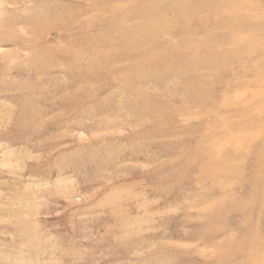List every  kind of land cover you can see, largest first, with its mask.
<instances>
[{
  "label": "rangeland",
  "instance_id": "1",
  "mask_svg": "<svg viewBox=\"0 0 264 264\" xmlns=\"http://www.w3.org/2000/svg\"><path fill=\"white\" fill-rule=\"evenodd\" d=\"M0 264H264V0H0Z\"/></svg>",
  "mask_w": 264,
  "mask_h": 264
}]
</instances>
